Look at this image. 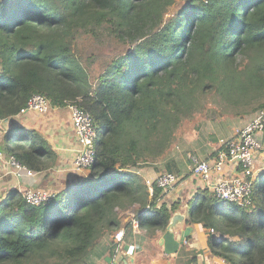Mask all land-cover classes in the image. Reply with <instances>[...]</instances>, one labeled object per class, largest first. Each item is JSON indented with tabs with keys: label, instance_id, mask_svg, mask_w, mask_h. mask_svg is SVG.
<instances>
[{
	"label": "trees",
	"instance_id": "16d2710c",
	"mask_svg": "<svg viewBox=\"0 0 264 264\" xmlns=\"http://www.w3.org/2000/svg\"><path fill=\"white\" fill-rule=\"evenodd\" d=\"M36 93L51 107L75 103L91 114L95 161L48 203L7 193L0 264H97L121 211L140 213L142 228H167L178 204L159 205L161 188L154 181L151 195L140 169L161 159L170 171L176 129L203 95L249 103L235 115L264 109V0H0V118L13 120ZM35 129L12 121L2 149L47 171L57 155ZM187 212L220 234L209 248L227 264H264V171L251 205L206 188Z\"/></svg>",
	"mask_w": 264,
	"mask_h": 264
},
{
	"label": "built area",
	"instance_id": "2783aa9c",
	"mask_svg": "<svg viewBox=\"0 0 264 264\" xmlns=\"http://www.w3.org/2000/svg\"><path fill=\"white\" fill-rule=\"evenodd\" d=\"M66 107L79 143L78 152L73 161V170L84 171L95 161L98 129L93 117L85 108L75 103H68ZM50 109V100L44 94L36 93L29 97L26 105L17 115H24L29 111L44 115ZM2 124H6L5 119L0 118V125ZM262 132H264V109L245 125L235 129L231 136L220 138L219 146L214 153L208 154L205 158L190 154L192 165L188 174L179 175L169 171L160 173L154 179H147L151 195L154 191V181L161 188V196L175 189L185 176H192L200 180L205 188L213 191L221 199L236 202L241 206L251 205L254 183L264 171L256 168L257 157L263 148L258 138L259 133ZM0 159L11 167V169L6 168L7 173L20 179L24 177L32 179L37 174V171L21 165L13 155L6 157L0 151ZM21 193L28 203L41 205L50 202L56 192L51 189L34 188L30 185ZM6 196L7 194L0 193V201ZM150 208L148 204L142 212ZM141 230L140 213L133 211L110 236L107 245L110 249V264H128L129 259L136 256L137 243L132 236L140 234ZM210 230L214 232L213 229ZM214 235L216 238L219 237L217 233ZM127 237L130 240L127 241Z\"/></svg>",
	"mask_w": 264,
	"mask_h": 264
},
{
	"label": "crops",
	"instance_id": "0c3cea01",
	"mask_svg": "<svg viewBox=\"0 0 264 264\" xmlns=\"http://www.w3.org/2000/svg\"><path fill=\"white\" fill-rule=\"evenodd\" d=\"M33 112L29 111L25 115H31L37 126L42 127L47 125L48 127L55 128L39 129L34 127L51 144L55 155H57V162L47 171H37V174L32 179L28 177L20 179L15 175L8 174L6 168L11 169V167L7 163L5 164L3 159H0V193L7 194L10 190L14 189L22 192L23 189L30 185L34 188L51 189L58 192L60 189L77 183L89 175V169L84 171L73 170V161L77 155L79 143L70 115H68V121L61 123L56 116L44 117L43 114ZM255 115L250 114L244 120H242L243 118L239 119L233 116H227L224 120L221 119L220 124H225L227 129H220L217 140H211L207 137L204 144L210 145L208 147L196 148V151H198L196 153L201 158H205L208 154L214 153L219 146L218 142L220 138L231 136L235 129L245 125ZM4 125L6 124L0 125V151L7 157L2 149L4 145L3 134L7 130L3 129ZM258 138L262 142L263 148L257 157L256 168L262 171V169L264 170V132L259 133ZM177 163H175L176 165L173 168L169 167L170 171L179 175H186L190 172V162L188 159H183ZM142 169L141 172L145 175V171H142ZM158 175L153 177V179ZM147 179L150 178L147 177ZM199 189H206L200 180L192 176H185L175 189L167 194L161 195L157 199L160 204H178V208L174 213L181 212L185 214L186 220L180 222L176 229L177 234H179L185 227H192V232L185 243L180 245L176 252L167 253L164 246L160 243L161 236L165 230L154 231L152 228L143 227L140 234L132 236L133 240L137 243V253L134 258L129 259L128 264H227L223 258L211 252L209 248V239L211 237L216 238L215 233L209 228L204 227L197 217H192L187 212L189 202ZM112 233L102 240L100 253L93 256L97 264H110V249H108L107 245ZM218 235L220 238V234ZM126 240L128 241L129 237Z\"/></svg>",
	"mask_w": 264,
	"mask_h": 264
},
{
	"label": "rangeland",
	"instance_id": "374dc122",
	"mask_svg": "<svg viewBox=\"0 0 264 264\" xmlns=\"http://www.w3.org/2000/svg\"><path fill=\"white\" fill-rule=\"evenodd\" d=\"M183 2L178 1L169 11L168 15H173L178 13V9L182 7ZM101 51H106L107 48H101ZM200 103L196 106L195 110L190 114L183 117L180 126L176 129L175 137L173 138V143L171 148L169 149V154L173 157L168 161L169 167L173 168L177 162H181L183 159H188L189 154L193 150L195 153L196 148L198 147H208L210 144H204L205 139L209 137L211 140L213 136H219L218 132L220 129H227L225 124H220L221 119L224 120L227 116H233L239 119L244 120L248 118L250 113L243 112L241 115H235L233 110L234 106L232 104L227 105L215 94H205L201 97ZM238 110L249 109V103L244 104V106H238ZM33 112V111H32ZM37 113V112H33ZM69 112L67 107H51L47 114H44V117H55L61 121V123H65L69 120ZM241 120V121H242ZM12 121H16V123L25 125L29 128L37 127L39 129H55L52 127L45 126H37V124L33 121L31 115H17L13 118V120H6L3 129H8L9 125ZM52 123V122H51ZM220 124V125H219ZM215 142V141H214ZM12 144L14 141L11 142ZM193 148V149H192ZM202 151V150H201ZM176 163V164H175ZM161 159H158L155 163L152 164H144V168L142 171H145L146 177L153 179L158 173L164 172L163 165ZM141 170V169H140ZM143 174V172H142ZM133 211H121L120 215L122 217V224L125 222L126 217Z\"/></svg>",
	"mask_w": 264,
	"mask_h": 264
},
{
	"label": "water",
	"instance_id": "95a60500",
	"mask_svg": "<svg viewBox=\"0 0 264 264\" xmlns=\"http://www.w3.org/2000/svg\"><path fill=\"white\" fill-rule=\"evenodd\" d=\"M186 220L185 214L181 212H175L170 222L165 229L163 235L161 236L160 243L164 246L167 253H173L178 250L180 245L184 244L189 235L192 232V227L187 226L179 234H177L176 229L178 224Z\"/></svg>",
	"mask_w": 264,
	"mask_h": 264
},
{
	"label": "clouds",
	"instance_id": "9594fccd",
	"mask_svg": "<svg viewBox=\"0 0 264 264\" xmlns=\"http://www.w3.org/2000/svg\"><path fill=\"white\" fill-rule=\"evenodd\" d=\"M219 238V237H218Z\"/></svg>",
	"mask_w": 264,
	"mask_h": 264
}]
</instances>
